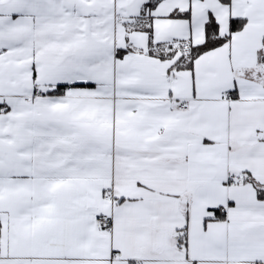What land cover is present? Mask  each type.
<instances>
[{
    "label": "snow or ice",
    "instance_id": "snow-or-ice-1",
    "mask_svg": "<svg viewBox=\"0 0 264 264\" xmlns=\"http://www.w3.org/2000/svg\"><path fill=\"white\" fill-rule=\"evenodd\" d=\"M0 264H264V0H0Z\"/></svg>",
    "mask_w": 264,
    "mask_h": 264
}]
</instances>
